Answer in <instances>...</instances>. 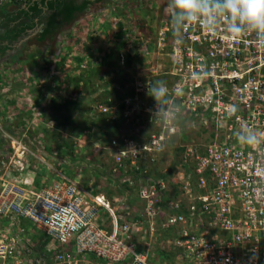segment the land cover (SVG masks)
Listing matches in <instances>:
<instances>
[{
	"label": "built area",
	"instance_id": "obj_1",
	"mask_svg": "<svg viewBox=\"0 0 264 264\" xmlns=\"http://www.w3.org/2000/svg\"><path fill=\"white\" fill-rule=\"evenodd\" d=\"M12 1L29 0H0V7ZM150 31L152 42L133 35L118 51V68L131 77V96L122 97L111 84L106 91L117 99L108 94L94 108L107 120L121 115L131 125L128 135L106 147L107 176L125 183L140 209H128L125 198L112 208L62 169H50L51 183H30L35 165L48 170L45 154L0 126V222L7 224L0 227V264H153L160 254L158 231L170 238L172 264H264V41L252 31L233 36L223 20L214 32L196 23L177 36L171 21ZM149 44L156 62L165 59L147 66L142 60ZM128 56L137 58L126 68ZM88 66L85 61L76 68L84 72ZM157 81L169 90L164 99L176 109L174 120L163 113L152 118L156 102L148 99V88ZM187 125L204 140L179 147L186 179L176 183V194L182 200L168 203L160 158ZM245 135H255L257 143L242 142ZM20 222L56 246L49 255L36 254L24 229L10 233Z\"/></svg>",
	"mask_w": 264,
	"mask_h": 264
},
{
	"label": "rangeland",
	"instance_id": "obj_2",
	"mask_svg": "<svg viewBox=\"0 0 264 264\" xmlns=\"http://www.w3.org/2000/svg\"><path fill=\"white\" fill-rule=\"evenodd\" d=\"M109 1L112 6H110L106 11H104L103 15H100L101 23L106 24V19L108 18L104 16L105 13L107 14V16H109L108 14L112 13L114 16H116L113 19H116L118 21L120 20V23H122V20H123L126 23V24L124 23V26H123L125 28L127 27L130 28L132 27V25L143 23L144 24L143 27L148 28V29L150 28L153 31H157L161 27L163 22L168 21L167 17L171 16L170 11L166 10L168 7L169 0H109ZM104 3L105 1L103 0L101 4L95 5L93 7L92 12L96 11L97 13H99L100 11H102L105 6ZM111 7H113V9ZM131 13H134V14L131 15ZM110 26L111 24L109 25V27ZM87 32H88V36L84 40L85 43L87 44L84 43L82 44V46H80L78 45L79 42L75 41L74 44L78 45V48H75L73 45L70 44L71 41L68 43L65 42V44L67 43L69 45L66 47H63L64 49L63 56H62L63 58L61 59V62L60 61L58 62L60 64H58V66H56L55 68V71H56L55 73L59 75L57 77L55 76L56 78L51 79V80L56 79V81L58 82L52 83L51 80L50 81L47 80V82H49V85L52 88H54L53 90L52 89L51 90L54 91L53 94L56 97V100L49 98L51 102H55L53 106H51L52 104L50 105V108H52V110L48 109V106L51 102L47 101L46 103L48 105L46 107L47 117L45 116L44 118H41V115L37 112V109H36L37 105L35 103L37 101L36 99L40 97V93L42 89V87L40 86L44 85L43 82L38 83L34 79H31V82H32L31 83L30 79L29 80L27 78L21 79L23 82V85L31 86L30 88L31 90L24 91L23 93H21V97H22L21 102L24 105L22 108L24 110L21 111L22 113L17 114L18 115L17 117H14L12 121L13 128L19 130L21 135H22V132L20 131V129H23L25 135L28 137V140L30 141V143H32L31 145H32L33 151L38 152V153L41 152L45 154V159L47 162L48 170L44 171L42 167L34 164L35 166L33 170L31 171V173L33 176H36V177L41 175L43 178H45L47 183H51L55 179L50 169L57 170V171L62 169L64 172L69 174L74 169V167L77 166L78 163L76 164V162H80L79 164L80 167L85 169V166L87 164L91 166L93 165L94 161L98 163L101 162L100 164H103L104 167H106V162L108 160V155L106 154L108 153L107 151H101L100 153L94 152L95 150L93 148V144H94L93 135L94 134L92 132L88 134H84L82 132L83 133L82 134L80 131L75 130L76 128L75 123L71 122L69 124L67 123L65 124L63 119L58 118L66 113L65 112V108L67 107L65 106L66 104L70 102H77L79 98L84 99L85 102L93 101L92 109H94L95 108L94 105L97 104V102L94 100L98 98V95L101 92L99 89L100 87H102L103 82L108 83L109 81H114L116 77L118 79L123 78V74L116 76V72L108 74L107 73L108 69L104 67L102 62L98 59L100 57V53H102L103 51L98 53L97 45L104 40L103 38L107 37L105 36L106 35L105 32L100 31V33H103V34H100L99 37L100 38L102 37L103 40H100L97 42L94 41V43H91L92 40L89 37V35L92 33L90 31H87ZM96 34L97 32L95 33V35ZM149 38H152V35ZM78 41H80V38H78ZM150 41L152 42L153 40H150ZM55 43L56 42L54 41L50 44L51 51H53L54 49L60 50L61 43H58V42L57 44ZM89 45L90 47H93V46L95 47H93L90 50ZM99 47L101 46H98V48ZM83 50H87V51L93 50L94 51L93 58L91 57L88 58V61H89L88 70L84 71V73L81 71L80 72L76 71V70L72 71L71 66L73 67L76 62L73 64L71 62L73 61V59H76V57H78L79 54H82ZM148 51H150V53H148L149 55H147V58H145V60L146 62H149V64H153L152 61L154 59V55H153L154 50L149 49ZM136 52L137 51L135 50V53ZM142 57H144V55H142ZM66 58L68 59V62L71 63V65L70 64H68L69 66L65 65ZM138 59H139V56H138ZM90 69H94V71L95 69H98V75H96L97 77L90 76V73H91ZM112 85H118V84L113 83ZM126 86H127V83L124 84V88H120L122 89L123 93H125V90L127 88ZM27 93L29 94L27 95ZM46 97H48V94ZM56 104L61 105V107H63L60 112H57L55 108L53 109V107ZM6 115L8 116V114ZM75 115H77V112L75 113ZM94 115L95 114H93L92 112H89L85 114L84 119L87 120L88 123L90 121L93 122ZM0 125H1V122H0ZM128 126L131 127V125H128ZM187 126H188V130L184 131V134H182L181 139L179 140L174 139L173 141H170V143L167 144L164 155L161 156L160 158L161 165H160V169H158V174L160 175V174H163L164 172L166 181L168 182L167 189L169 192L167 193V196H168L167 198L169 200L166 198L168 200V203H172L177 200H182V198H178L177 196H174V191H177L179 187V185L176 183L180 182L182 179L183 180L186 179V176H185L186 171L181 166V163H180L182 158L180 156L181 153L179 152L180 150L179 147L183 144L182 142L188 143V141L192 142V140L194 142H197L198 140V142L203 143V140H204V138L198 139V134L193 133L194 130L192 128H194V126L192 125L190 126L187 125ZM46 147L48 149H46ZM74 149H76L75 152H74ZM60 163L63 164L64 168H60L59 166ZM99 167H100L99 169L97 168V170H94L95 171V174L93 173L94 175H96L98 171L102 170L103 166L100 165ZM106 169H104L102 172V177L104 179H100V178L97 179V184L100 186V188H98V190L95 191L103 196L107 192L106 187H109L108 185L109 183H110V186L114 185L115 188H118L119 186L117 181L109 182V177L106 174ZM83 174L82 176H80V180L85 181L87 178L83 177ZM83 183H80V184L78 183V184L80 185L81 188L83 187L84 190L88 191L89 187L84 186ZM142 186H146V185H144L143 183ZM121 192L123 195L121 199L118 197L113 199L116 204L119 199L121 201L123 198H125V195H128V197L125 198L126 199L124 203L125 206L128 207V209H132V208L140 209V205L136 204L137 201H135L134 197L132 196L134 195V193H131V192L129 193L124 187L121 189ZM130 200H131V205H134L136 207H132L129 204ZM112 204L114 203L112 202ZM103 220H104L103 225L105 226V228H108V221H106V219H103ZM165 242L166 240H162L158 237L155 238V245L157 246L158 252H160V254L158 253L155 254V259L153 261V264H172V260H171L172 258L170 257L172 255L171 253L173 252L170 250V247L169 248L167 247V244Z\"/></svg>",
	"mask_w": 264,
	"mask_h": 264
},
{
	"label": "crops",
	"instance_id": "obj_3",
	"mask_svg": "<svg viewBox=\"0 0 264 264\" xmlns=\"http://www.w3.org/2000/svg\"><path fill=\"white\" fill-rule=\"evenodd\" d=\"M92 1H95V0H92ZM79 2H81V0H79ZM25 4L26 3L17 2V3L8 4L4 7H0V36H3L5 34V32L8 30H13L15 27L21 25V23H23L25 25L26 22L23 20V17L20 16L21 13L25 12V10H26ZM104 5H105L104 9L102 10L103 12L102 11H100L99 13H97L96 11L92 12V10H93V7H92V8H89L87 12L83 13L82 15L77 16L76 19L73 21V23L69 27L63 28L60 31V33L57 34L55 36V38L50 43L48 42V39H46L45 41H43L41 43L36 42V38L39 34V28H36L32 31H28L25 36H22L16 42H13L11 44H7L6 49H4L5 45L3 43L0 44V51L4 50V53L2 55H0V122L2 125V126L1 125L0 126L4 131H6L9 134L14 133V136H16L18 138L21 137L25 141L30 142L28 140V137L25 135L23 129H20V131L22 132V135H21L19 130L13 128V124H12L14 117H17L18 116L17 114L22 113L21 111L24 110L22 108L24 105L21 102L22 101L21 93H23L24 91H30L31 90L30 89L31 86L23 85V82L21 79L27 78L28 80L30 79V82H31V79H34L38 83L43 82L44 85L40 86V87H42L41 93H40L41 97L39 99L37 98L38 100L36 98H34V99L37 100V102H36L37 108L36 109H37V112L41 115V118H44L45 116L47 117L46 107L48 105L46 103H47V101L51 102V100L49 98L56 100V97L53 94L54 91H52L54 88H52L50 85L48 86L49 82L45 83V80L50 81L51 80L50 78H54L53 76L57 77L59 75V74L55 73L56 71L54 69L56 68V66H58V64H59L58 62L59 61L61 62V59L63 58L62 57L63 52H64L63 47L68 46L69 45V44H67L68 42L71 41L70 44L73 45L75 48H78V45L82 46V44L85 43L84 40L88 36L87 31H90L92 33L89 35V37L92 40L91 43H94V41L97 42V41L104 39L101 43H99L97 45V52L100 53L101 51H103L102 53H100V57L98 59L102 62L104 67H106V63L109 61L107 59V57L105 56V55H108L107 51L109 52V49H112V47L113 46L115 47L116 45H118L119 47H122V45L124 44L123 41L126 37H130L133 35H139L140 34L142 39H144L145 41L154 40L152 38H146L142 32H140V33H137V32L134 33L133 32L132 33V32L126 31L127 33H124L125 27H123V26H124L125 22L122 20V23H120V20L118 21L116 19H113L116 16H114L112 13L108 14L109 16H107V14L105 13L104 16L108 19H106V24L101 23L100 15H103L104 11H106L109 8L105 3H104ZM110 6H112V5H110ZM111 8L113 9V7H111ZM42 11H43L42 15H44L45 10H42ZM110 24H111V26L109 27ZM100 31L105 32V34H106L105 36H107V37H105L103 39H102V37L100 38L99 37L100 34H103V33H100ZM96 32H97V34L95 35ZM97 36H98V38H97ZM78 38H80V41H78ZM107 39H109V40H107ZM54 41L56 42L55 44H57V42L61 43L60 50L59 49H54L53 51L50 50V44ZM75 41L79 42L78 45L74 44ZM65 42H67V43L65 44ZM85 44H87V43H85ZM58 46H59V44H58ZM91 46H93V45H91ZM98 46H101V47L98 48ZM74 47H72V48H74ZM93 47H95V46H93ZM93 47H90V45H89L90 50ZM146 47L148 48L147 52L150 53V51H148V50L152 49V45L149 44V45H146ZM90 50H88V51L86 50V53L79 54L78 57H76V59H73V61L71 63L72 64L75 62L76 63L73 67L71 66L72 71L73 70L78 71V68H76L77 65L81 64L82 62L88 61V58H90V57L93 58V56H94L93 52L94 51L93 50L90 51ZM95 53H96V51H95ZM33 55H34L35 60L38 63V67L33 66V63L29 61L30 56H33ZM49 60H50L49 70H51V71L46 73L42 70L44 67L43 63H45ZM160 60L161 59H157V61H160ZM142 61H143V63L147 64V66H150L149 62H146V60L143 59ZM153 62L155 64H158L154 59H153ZM71 63L68 62V59L66 58L65 65L69 66L68 64L71 65ZM52 70H54V71H52ZM87 70H88V68H87ZM90 70H91V74H93L92 77H97L96 75H98V69H95V71H94V69H90ZM72 71H71V73H72ZM107 73L111 74L114 72L111 71V72H107ZM37 87H39V86H37ZM99 90L104 91V90H106V88L100 87ZM28 94L29 93H27V95ZM47 94H48V97H46ZM4 95H6V96H4ZM98 97H99V95H98ZM122 97H124V94ZM118 98L122 99L120 96H118ZM148 99L152 100L150 95H149ZM94 101H96V100H94ZM53 104H55V102H51L48 106V109L52 110V108H50V105L53 106ZM59 107H60V105L56 104L53 107V109L54 108L57 109ZM6 114H8V116ZM128 128H129L128 126H125L123 124L122 129L120 131L121 134L119 133V135H122V134L128 135L131 131ZM30 144H32V143H30ZM106 147L107 146L102 145L100 142H94V144H93V148L95 149L94 150L95 153H100L102 150L106 151V149H107ZM75 150L76 149H74V152H75ZM82 151H83V149H82ZM107 152L108 153H106V154L108 155V160L106 162V168L111 165L110 164V162H111L110 155L111 154L108 150H107ZM100 163L94 161L93 165L90 166L89 164H87L85 166V169H83L79 165L80 162H76L77 166H75L73 170L71 169L72 171L68 175H70V177L73 180L75 179V181H77L79 184L84 182L83 185L86 187H89L88 191L87 190H85V191L93 196L94 195L93 191L95 192L98 190V188H100V186L97 184V179H99V178L104 179L103 177H99V175L97 177V175L93 174L95 172L94 170H97V168L98 169L100 168L99 167L100 165H102L104 167V165L100 164ZM59 166H60V168H64L62 163H60ZM83 170H85V171H83ZM76 173L77 174L79 173L81 175L76 176ZM82 174H83V177L87 178L85 181L80 180V176H82ZM29 178H30V183L35 184L36 186L41 184V181L44 179L41 175H39L38 177L33 176L31 172L29 173ZM108 185H109V187H106V188H108L112 191V195L106 196V194H107V192H106L104 196L107 199V201L109 203L111 202V204H112V202L114 203L113 199H115L117 197L121 198V197H123V195H122V192H121L119 186H118V188H115L114 185L110 186V183ZM108 189H106V191H108ZM127 197L128 196H126L125 198H127ZM129 199H131V198H129ZM135 201H137L136 204H138V200L135 199ZM129 204L131 205V200H130ZM131 206L136 207L134 205H131ZM0 227L6 228L7 224H5L4 222H2V223L0 222ZM17 229H24L25 230L24 231L25 232L24 237H26L27 239L30 240L31 245L33 246V250H35L36 254H38L40 256L49 255L48 251L51 249H54L56 247L51 242H48L47 240H45V237L42 235L43 233L41 231L35 230L29 224H25L23 222H20L19 228L16 227V229L10 231V233H12V235H13L15 232H17Z\"/></svg>",
	"mask_w": 264,
	"mask_h": 264
},
{
	"label": "trees",
	"instance_id": "obj_4",
	"mask_svg": "<svg viewBox=\"0 0 264 264\" xmlns=\"http://www.w3.org/2000/svg\"><path fill=\"white\" fill-rule=\"evenodd\" d=\"M103 0H29L25 4V12H22L20 16L23 17V20L26 22L25 25L21 23V25L15 27L13 30H8L5 32L3 36H0V44H4V49L7 48V44H11L13 42H16L19 38L22 36H25L28 31H32L36 28H39V34L36 38L37 43H41L48 39V42L50 43L57 34L60 33V31L65 28L69 27L73 21L76 19L77 16L82 15L83 13L87 12L89 8L94 7L97 4H101ZM105 4L110 7L111 3L109 0H104ZM12 3H17V1H12ZM8 5V4H7ZM6 6V5H5ZM127 6V5H126ZM133 8V7H132ZM45 10L44 15H42L43 11ZM132 12V11H131ZM134 13H131V15ZM168 21H171V16L167 17ZM144 24H136L132 25L130 28H124V33H127L126 31L129 32H137L140 33L142 32L146 37H150L151 31L148 28L143 27ZM121 49L118 45L115 47L113 46L112 49H109V52L107 51L108 55H105L107 59L109 60L106 63V68L108 69L107 72H116V76L123 74L122 79H118L117 77L114 79V81H109L108 83L103 82L102 87L109 86L110 84L116 83L120 86V88H124V84L128 83L130 80V75L125 73V69H120L117 66V60H118V51ZM111 50V51H110ZM4 53L3 51H0V55ZM86 53V50H83L82 54ZM136 56V55H135ZM137 58V57H135ZM134 57H127L126 60V68L130 67L132 61L135 59ZM29 61L33 63V66L38 67V63L33 56H30ZM50 60L43 63V71L44 72H50L49 70V65ZM60 64V63H59ZM110 67V68H109ZM55 70V69H54ZM52 70V71H54ZM91 74V73H90ZM90 76H93L91 74ZM56 78L55 76H53ZM52 79V78H50ZM127 79V80H126ZM52 83H57L58 81L51 80ZM47 81L45 80V83ZM48 83V82H47ZM49 86V84H48ZM122 91V89H121ZM110 91H101L99 94V97L96 98V102L103 103V99L108 96ZM131 92H128L125 90L124 97L126 96H131ZM113 96H116V94H112ZM41 97V96H40ZM38 97V99L40 98ZM37 99V100H38ZM117 99V97L115 98ZM37 102V101H36ZM35 102V103H36ZM93 101H84V99L79 98L77 102H70L66 104L67 106L65 108V114L58 117L64 120L65 124L69 123H75L76 124V131H80L81 133L83 132L84 134H88L92 132L93 135V141L94 142H100L102 145L107 146L113 139L119 138L120 131L122 129V126L124 124V120L122 116L120 115L115 121L107 120L106 116H101L97 115L94 112V109H92ZM95 107V105H94ZM63 107H60L55 109L57 112H60ZM120 110L122 113V106H120ZM77 112V116L75 113ZM92 112L94 115V121L91 123H88L87 120H85V114ZM76 118H75V117ZM23 124V123H22ZM60 124V123H59ZM82 133V134H83ZM14 134V133H11ZM121 134V133H120ZM3 139L0 137V152H2L3 148L5 146L2 144ZM43 149V148H42ZM46 149H48L46 147ZM110 166L103 167L102 170L98 171L96 175H99V177H102V172L104 169H106V174ZM32 171V170H31ZM95 174V172H94ZM120 190L125 187L124 185L120 182H118ZM117 184V185H118ZM108 189V188H106ZM108 189L106 196H110L112 191ZM94 195H99V193L94 192ZM121 194V193H120ZM105 197V196H104ZM106 199V198H105ZM107 200V199H106ZM115 204H111V207L113 208ZM179 214V213H177ZM184 215V214H183ZM102 219H108V216L106 213H102ZM159 226V225H157ZM157 237H159L162 240H165V234L162 233L161 231L157 232ZM167 239L169 237L167 236ZM90 264L93 263L91 259H89Z\"/></svg>",
	"mask_w": 264,
	"mask_h": 264
},
{
	"label": "clouds",
	"instance_id": "obj_5",
	"mask_svg": "<svg viewBox=\"0 0 264 264\" xmlns=\"http://www.w3.org/2000/svg\"><path fill=\"white\" fill-rule=\"evenodd\" d=\"M166 10L171 13V22L175 28L174 35L177 36L180 35L181 29L196 23L214 32L216 25L223 20L226 22L227 31L233 36L252 31L257 33L261 41H264V0H169ZM151 35L154 39V34ZM168 91L163 81H157L148 88V94L156 102L152 118L159 117L162 113L170 120L176 118V109L168 107V102L164 99ZM241 141L254 144L257 143V138L255 135H245L241 136ZM174 196H177L176 191ZM165 240H167L166 237ZM167 247L169 248L168 245ZM170 258H173V254Z\"/></svg>",
	"mask_w": 264,
	"mask_h": 264
}]
</instances>
